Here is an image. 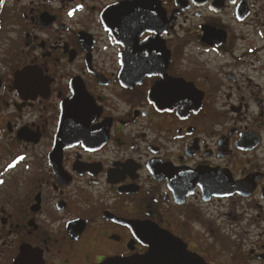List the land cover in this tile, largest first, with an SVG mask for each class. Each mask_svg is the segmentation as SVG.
Listing matches in <instances>:
<instances>
[{"label": "flooded vegetation", "instance_id": "af4514ba", "mask_svg": "<svg viewBox=\"0 0 264 264\" xmlns=\"http://www.w3.org/2000/svg\"><path fill=\"white\" fill-rule=\"evenodd\" d=\"M0 181V264H264V0H0Z\"/></svg>", "mask_w": 264, "mask_h": 264}, {"label": "water", "instance_id": "95a60500", "mask_svg": "<svg viewBox=\"0 0 264 264\" xmlns=\"http://www.w3.org/2000/svg\"><path fill=\"white\" fill-rule=\"evenodd\" d=\"M109 32L116 42H119L121 31ZM222 190L223 187H214L212 192L218 193ZM144 238L148 247L145 255L128 259H111L102 264H206L199 256L189 252L180 240L157 228L151 229V234L144 235Z\"/></svg>", "mask_w": 264, "mask_h": 264}, {"label": "snow or ice", "instance_id": "6c2138e0", "mask_svg": "<svg viewBox=\"0 0 264 264\" xmlns=\"http://www.w3.org/2000/svg\"><path fill=\"white\" fill-rule=\"evenodd\" d=\"M73 13H69V15H72ZM19 159H23V157H20ZM9 168H12V167H14V164H10L9 166H8ZM0 183H3V181H0Z\"/></svg>", "mask_w": 264, "mask_h": 264}]
</instances>
